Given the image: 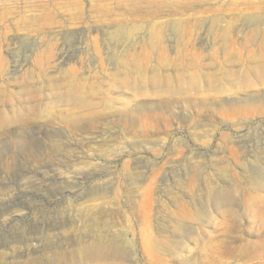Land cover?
<instances>
[{
    "label": "rangeland",
    "instance_id": "374dc122",
    "mask_svg": "<svg viewBox=\"0 0 264 264\" xmlns=\"http://www.w3.org/2000/svg\"><path fill=\"white\" fill-rule=\"evenodd\" d=\"M96 240L264 264V0H0V256Z\"/></svg>",
    "mask_w": 264,
    "mask_h": 264
},
{
    "label": "bare ground",
    "instance_id": "6f19581e",
    "mask_svg": "<svg viewBox=\"0 0 264 264\" xmlns=\"http://www.w3.org/2000/svg\"><path fill=\"white\" fill-rule=\"evenodd\" d=\"M150 201H151V198L148 197V202L145 203L144 205H150V203H149ZM259 207L260 206H258V208ZM120 254H122L121 250L116 245H113V243L108 245V242L98 243L96 240L93 244H90L89 246H81L75 251H69L66 256L69 259H75L76 260V258L77 259L79 258L80 260H86L87 262L97 264V262L99 260H103L104 258L110 257L112 255L116 256V255H120ZM2 259L3 258H1V256H0V264H6L3 262Z\"/></svg>",
    "mask_w": 264,
    "mask_h": 264
}]
</instances>
